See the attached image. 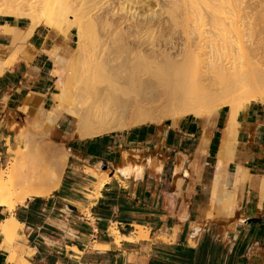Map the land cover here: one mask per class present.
Listing matches in <instances>:
<instances>
[{
  "label": "crops",
  "instance_id": "1",
  "mask_svg": "<svg viewBox=\"0 0 264 264\" xmlns=\"http://www.w3.org/2000/svg\"><path fill=\"white\" fill-rule=\"evenodd\" d=\"M1 26L24 29L26 21L0 15V169L9 159L7 149L14 150L15 124L28 113L20 108L34 102L45 110L56 93L50 52L65 56L73 42L70 28L61 33L37 25L25 42L13 45ZM218 112L198 158L203 122L193 116L87 139L59 131L58 117L52 138L63 140L67 151L62 180L49 196L30 197L13 209L20 227L10 242L0 234V264H20V258L25 264H264V193L259 192L264 102H248L236 113L224 174L228 184L240 167L249 180L242 191L228 184L235 203L226 214L215 213L221 208L211 205L213 165L228 108ZM123 169L130 175L122 176ZM8 216L0 207V223ZM251 219L259 222L243 223ZM10 252L12 263L6 262Z\"/></svg>",
  "mask_w": 264,
  "mask_h": 264
},
{
  "label": "bare ground",
  "instance_id": "2",
  "mask_svg": "<svg viewBox=\"0 0 264 264\" xmlns=\"http://www.w3.org/2000/svg\"><path fill=\"white\" fill-rule=\"evenodd\" d=\"M119 1L121 18L115 20V24L129 21L128 29L133 28L130 32L121 30V27L120 32L117 29L116 32L115 29L108 30L115 24L101 14H91L94 8H99V0H0V15L26 21L24 29L4 26L7 27L5 29L1 26L11 35L13 45L25 42L37 25L61 33H65L70 26L75 28L77 47L68 61L72 69L68 76L57 77L59 89L54 95L55 106L46 113L39 112L44 117V123L51 126L58 117H71L75 125L70 135L87 139L125 131L135 125H160L165 119L173 125L184 116L203 118L200 145L195 154L198 158L206 151L217 112L226 107L227 119L220 131L214 162L219 166V159L233 141L230 138L236 129V113L248 102H264V0L165 2V6H161L162 13L158 14L167 15L170 29H182V36H178L181 42L177 44L178 38L172 44L162 37L164 43L153 34L151 15L145 17L144 24L138 23V15L130 9L131 4L141 0ZM110 10H107L108 13ZM152 15L155 13L152 12ZM98 30L106 33L101 44ZM145 34L147 36L143 38ZM85 38L90 40L89 47ZM53 54H50L53 64H58L59 57L55 58ZM11 60L9 63H13ZM129 90L135 92L134 95L129 94L131 91L128 95ZM162 94L165 96H161L165 98L163 104L153 105V98ZM204 104L208 108L202 115L200 107ZM7 151L8 162L0 169V207L9 214L0 223V234L6 243L14 239L20 227L12 217L13 209L30 197L44 198L55 191L67 157V151L64 154L61 150L46 157L21 149L8 148ZM238 172L235 169L230 175L229 186ZM130 173L123 169L121 175L129 176ZM227 176L222 183L226 186L221 187L220 194H211L218 204L230 199ZM259 192L262 197L263 181L260 182ZM137 229L140 238L143 236L142 229ZM13 260L14 252H10L6 262L12 263ZM20 264H25L21 258Z\"/></svg>",
  "mask_w": 264,
  "mask_h": 264
},
{
  "label": "rangeland",
  "instance_id": "3",
  "mask_svg": "<svg viewBox=\"0 0 264 264\" xmlns=\"http://www.w3.org/2000/svg\"><path fill=\"white\" fill-rule=\"evenodd\" d=\"M172 1L173 0H141V1H139L140 3L131 4L132 7H131L130 11L131 12L134 11L138 15V16H136V19L138 18L137 21H138L139 24H140V22L141 23L143 22L142 24H144L146 18H149V15H151L152 16V26H151L152 29L151 30H152L153 34L157 38L160 37L159 40L160 39L162 40V37H163L164 40L168 39L169 41H171L170 43H172V44L176 43L177 44V43L181 42L180 41L181 39L178 36L181 35V33H182L181 30L182 29L181 28H176L174 30L170 29L171 27L169 26V23L167 22L168 21L167 15H165V14H162L161 16L159 15L160 13H162V9H163V8L161 9V6L162 7L165 6L164 5L165 2L170 3ZM119 2H120L119 0H99L98 3H100V4L97 3V5H99V8L100 7L101 8L100 9L99 8H97V9L94 8L96 12L93 9V12L91 11L92 13L91 12L90 13L91 14L94 13L93 14L94 16H100V14H101V17H104L108 22H112V24L113 23L115 24L116 23L115 20L118 21V19L121 18V17H119V16H121V11L118 10ZM97 10H98V13H97ZM107 10H110L111 14H110V12L108 13ZM152 12H153V14L155 13L156 16L152 15ZM122 23L117 25V26L115 24L116 27L114 25H111L110 26L111 28H108V30L110 29L112 31L113 29H115V32H116V29L118 31L119 28L121 27V28H123V29L120 28L121 30H124V31L127 30V32L132 31L131 29H133V28H130V30L128 29L129 28L128 27L129 21H126V22L124 21ZM69 28H70L71 33L73 34V39H72L73 42L71 43V49L68 51L67 55L58 56V55L55 54V50L53 52L52 51L50 52V54L54 53L53 56L55 58H56V56H57V58L59 57V61H57L58 64H54V70H53V74H55V77H56L55 81H54V86L52 88V93L56 90V93H54V95L58 93V89H59L58 85H57L59 83V80H58L57 77L60 76V78H63L64 76H68V73H70V71L72 69V67L69 66L68 61H69L70 57L73 55V53L75 51V48L77 47V43H76L75 36H74L75 28L73 26H70ZM100 31L97 32L99 34V35L98 34L97 35L100 36L99 37V39H100L99 42L100 41L102 42L103 40H105L104 38L106 37V33H104V32H103L104 34L100 33ZM143 31H145V30H143ZM118 32H120V30ZM143 33H141V34L143 35ZM146 36H147V34H145V37H143V38H146ZM175 38H178V39H176V41L177 40H179V41L175 42ZM85 39H86L85 40L86 41L85 44L87 45V47H89L90 46V40H89V38H85ZM107 39H108V37H107ZM173 39H174V41H173ZM164 40H162V42L165 43ZM169 41H166V42H169ZM101 42H100V44H101ZM168 46H170V44ZM99 47H100V45L97 46V48H99ZM61 71H63V72H61ZM66 71H68V72H66ZM131 89H134V88H131ZM128 93L134 95L135 92H133L132 90H129L127 92V94ZM54 95L52 96V101H51V97H50L46 109L42 110L44 113H46L52 107L55 106V103H54L55 97H54ZM158 96L159 95H157L156 98H153L154 99L153 100V102H154L153 105L159 104V106H160L161 103L163 104L165 98H163L164 99L163 100L162 97H165L164 94L160 95L159 97ZM159 99L161 101H159ZM155 101H156V103H155ZM157 101H158V103H157ZM155 106H158V105H155ZM207 108L208 107L205 104L202 107H200L201 113L203 112L202 115L207 112ZM26 109L28 110V113H26V115H25V120L22 123L17 121V123L15 124V128L17 129V131H16V136H15V144H14V147H13L14 150L15 149H21L22 151L23 150L24 151H29L32 154H37V155H40V156H43V157H46L48 155H54L60 150L64 154H66V149L62 145L63 140L59 139V142H58V140L52 138V133H53V131L55 129L57 119H56L55 123L53 125H51V126L49 124L48 125L45 124L44 120H43L44 117L41 116L40 113H39L41 111V109L36 104H34V102H31V105L28 108L25 105L22 106V108H20V110L22 112H24ZM201 120L203 122V118H201ZM74 121L75 120L73 118H71V117H68V116H65V115L62 116L61 118H59V131L60 130H64V131L68 132L69 138H74L73 136L70 135L71 132L73 131V128H74V125H75ZM162 123L168 124L169 120L165 119L164 121H162ZM144 125H146V124H144ZM138 126H140V125H138ZM134 127H137V125L129 127L125 131H120V132H115V133L119 134V133H123V132H128L129 130H131ZM109 134H113V133H109ZM232 136L230 138L231 141L233 140L231 142L232 144L229 145L228 148L226 149L225 155L219 159L220 160V165L219 166H217L215 164L213 165L214 174H213V182H212V189H211L212 196H214L215 194H216L215 196H218L220 194V191H222L221 187H225L226 186L225 184H222V183L224 182V179H225V174H224L225 164H226L227 160L229 159V157L231 155V151H232L233 144H234V137H232ZM220 137H221V132H220ZM7 162H8V159L5 161L3 167L6 166ZM205 168L207 169L208 167H205ZM199 169H200V166H198V165L194 167V170H199ZM236 170H239V172L237 173L236 177H234L233 183L230 186L234 191H236L237 189L241 188L245 184V182L247 180H249V176L247 175L246 170H244V169H242L240 167H236ZM261 181L264 182V176L261 178ZM217 183H220V184L217 185V186H214V184H217ZM241 191H242V189H241ZM212 196H211V205L212 206H216V207L219 206L221 208L219 210H214L215 213L226 214V212L231 211L230 209L232 208L233 203H235L233 192H230V199L228 201L222 202L221 204L216 203Z\"/></svg>",
  "mask_w": 264,
  "mask_h": 264
},
{
  "label": "trees",
  "instance_id": "4",
  "mask_svg": "<svg viewBox=\"0 0 264 264\" xmlns=\"http://www.w3.org/2000/svg\"><path fill=\"white\" fill-rule=\"evenodd\" d=\"M217 138H218V133H214L213 134V139H212V141H211V143H210V146H209V149H210V153H211V155H213V153H214V145H215V143H216V141H217ZM218 145V144H217ZM16 219L18 220V217L16 216ZM187 252H191V251H189V250H186Z\"/></svg>",
  "mask_w": 264,
  "mask_h": 264
},
{
  "label": "water",
  "instance_id": "5",
  "mask_svg": "<svg viewBox=\"0 0 264 264\" xmlns=\"http://www.w3.org/2000/svg\"><path fill=\"white\" fill-rule=\"evenodd\" d=\"M250 223V222H259V219H251V220H246V221H243V223Z\"/></svg>",
  "mask_w": 264,
  "mask_h": 264
},
{
  "label": "built area",
  "instance_id": "6",
  "mask_svg": "<svg viewBox=\"0 0 264 264\" xmlns=\"http://www.w3.org/2000/svg\"><path fill=\"white\" fill-rule=\"evenodd\" d=\"M205 165H207V164L205 163Z\"/></svg>",
  "mask_w": 264,
  "mask_h": 264
}]
</instances>
